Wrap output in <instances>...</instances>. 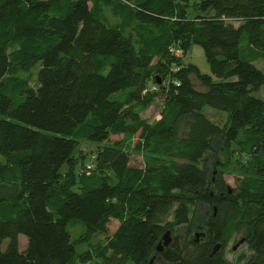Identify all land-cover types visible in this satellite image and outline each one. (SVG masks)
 Instances as JSON below:
<instances>
[{
  "label": "trees",
  "instance_id": "16d2710c",
  "mask_svg": "<svg viewBox=\"0 0 264 264\" xmlns=\"http://www.w3.org/2000/svg\"><path fill=\"white\" fill-rule=\"evenodd\" d=\"M189 2L0 0V264H231L241 241L235 264H264V0ZM192 46L211 75L171 52ZM83 141L100 147L89 171ZM219 143L248 157L235 188L204 167Z\"/></svg>",
  "mask_w": 264,
  "mask_h": 264
},
{
  "label": "rangeland",
  "instance_id": "374dc122",
  "mask_svg": "<svg viewBox=\"0 0 264 264\" xmlns=\"http://www.w3.org/2000/svg\"><path fill=\"white\" fill-rule=\"evenodd\" d=\"M196 0H190V5H192ZM182 58L185 63H191L196 65L200 71L204 74L211 75L210 67L205 57L203 50L199 46H192L191 50L189 51L188 55L184 57L182 55L178 56ZM257 66L264 70V62L259 61L257 62ZM36 72L37 69L31 71L29 74H21L20 76L24 79H28L29 83L32 86L36 84ZM176 72V71H175ZM201 91H203L202 88ZM256 97H261L264 99V89H260L256 94ZM164 105V97L158 96L154 99L150 108L142 114V116L150 122H154L160 119V114L163 110ZM204 113L216 124L223 126L226 122L227 116L226 114L216 111L212 108L205 107ZM123 136H113L112 142L118 139H122ZM138 138L134 139V142H137ZM100 147L95 144H91L89 142L83 141L80 145L79 152L77 153V157L80 160L81 164H85L87 166V170L90 169L88 166H94L98 151ZM84 158V159H83ZM1 161V159H0ZM85 161V162H81ZM79 163V164H80ZM132 165H136L139 167L143 166L142 156L138 153L134 152L132 155ZM248 165V157L245 154H242L236 145H232L226 149L223 146V143H219V145L215 146V152L209 153L207 158L204 161V167L209 171L210 175L213 176V180L215 176L221 172L222 177L224 178L225 182L231 187L235 188L237 180L243 178L245 175V171ZM244 171V172H243ZM119 226V222L116 220H111L107 229L104 232H97L94 233L91 240V245L96 247L98 245H106L108 240L112 237ZM73 238H81L84 237L87 232L83 227L73 228L71 230ZM182 233V231H181ZM194 234L200 236L202 230L194 229ZM239 238L237 239V241ZM20 249L25 250L27 246V238L23 235L20 236ZM7 242L4 243L3 248H5ZM238 245V244H237ZM234 243L229 244V246L225 250V256L229 263L235 264L238 256L245 254V257H249L250 253L247 250L246 245L237 246ZM88 250L87 247H81L79 252L81 254H85ZM150 264H166L156 259L155 256L151 258ZM244 264V262L242 263Z\"/></svg>",
  "mask_w": 264,
  "mask_h": 264
},
{
  "label": "water",
  "instance_id": "95a60500",
  "mask_svg": "<svg viewBox=\"0 0 264 264\" xmlns=\"http://www.w3.org/2000/svg\"><path fill=\"white\" fill-rule=\"evenodd\" d=\"M159 83H160V82H159ZM197 237H199V236L197 235ZM170 242H171L170 232H167V233L164 235L162 241L159 243V245H158V247H157V251H158V252H162L163 249H164L165 247H167V246L169 245ZM240 243H242V241H241ZM240 243H239L237 246H239ZM220 248H221V245H218V246L216 247V249H215V252H217Z\"/></svg>",
  "mask_w": 264,
  "mask_h": 264
},
{
  "label": "built area",
  "instance_id": "2783aa9c",
  "mask_svg": "<svg viewBox=\"0 0 264 264\" xmlns=\"http://www.w3.org/2000/svg\"><path fill=\"white\" fill-rule=\"evenodd\" d=\"M171 52L176 56V57H178L179 55H182V50H180V49H178V48H173V49H171ZM176 71H178V70H176ZM166 83L167 84H175L176 86H180V83H179V81H174V80H172V79H168L167 81H166ZM156 90V88L155 87H153L152 88V91H155ZM90 168V167H89Z\"/></svg>",
  "mask_w": 264,
  "mask_h": 264
}]
</instances>
